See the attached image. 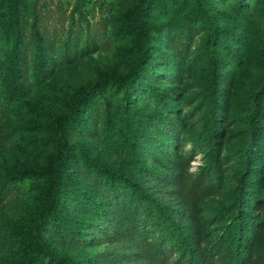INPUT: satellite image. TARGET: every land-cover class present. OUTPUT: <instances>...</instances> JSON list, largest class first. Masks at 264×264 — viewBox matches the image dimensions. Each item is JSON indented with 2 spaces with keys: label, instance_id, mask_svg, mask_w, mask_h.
I'll list each match as a JSON object with an SVG mask.
<instances>
[{
  "label": "rangeland",
  "instance_id": "obj_1",
  "mask_svg": "<svg viewBox=\"0 0 264 264\" xmlns=\"http://www.w3.org/2000/svg\"><path fill=\"white\" fill-rule=\"evenodd\" d=\"M138 1L0 0V177L14 169L27 172L0 201V264H19L24 245L16 223L39 208L38 172L55 150L44 139L51 117L67 112L75 89L105 72L121 78L136 59L134 33L124 20ZM143 18L150 28L148 48L130 97L147 123L133 160L116 136L105 139L102 133L104 115L121 95L110 84L88 100L69 141L142 186L188 227L200 247L218 242L213 264L229 259L230 249L219 239L228 210H236L253 232L243 264H264V0H151ZM34 30L49 67L41 78L34 70ZM16 72L20 94L12 90ZM251 110L259 115L260 136L243 159ZM79 170L90 191L98 186L92 172ZM241 174L246 186L237 198ZM97 200L114 206L102 196ZM87 217L93 232L87 241L43 232L54 256L73 264H142L121 242L94 233L98 221Z\"/></svg>",
  "mask_w": 264,
  "mask_h": 264
},
{
  "label": "trees",
  "instance_id": "obj_2",
  "mask_svg": "<svg viewBox=\"0 0 264 264\" xmlns=\"http://www.w3.org/2000/svg\"><path fill=\"white\" fill-rule=\"evenodd\" d=\"M150 3L151 0H139L125 14L124 24L134 33L139 50L125 75L117 78L108 72L100 74L68 95L67 112L51 117L44 139L50 138L55 144V150L48 165L38 172L43 178L39 208L31 217L16 223L23 234L24 245L19 264H73L65 257L54 256L42 234L49 230L59 240L87 241L93 234L85 224V219L90 215L98 221V225L93 228L94 233L100 238L121 242L141 256L142 264H213L211 254L218 242L200 247L188 227L172 215L165 205L156 202L142 186L130 182L119 170L100 166L95 158L69 141V132L76 126L88 100L110 84L120 90L121 95L112 111L104 115L102 133L105 139L116 136L133 160L136 140L147 123V115L134 105L130 95L148 48L150 28L143 17ZM208 28L212 33L215 31L212 23H208ZM33 47L35 76L41 78L49 67L41 37L36 30L33 32ZM17 51L15 46L13 52L16 54ZM13 63L16 62L13 60ZM11 80L13 93L20 94L24 89L22 77L16 72ZM259 130V115L256 110H251L249 141L241 151L243 159L257 144ZM211 153L214 156V149ZM80 168L92 172L99 181L92 191L81 180ZM214 168L218 172L216 164ZM145 170L162 175L151 169ZM26 177L24 169L4 173L0 177V201L11 187ZM244 177L241 174L236 180L237 198L245 191ZM98 196L113 201L114 206L107 208L105 202L97 200ZM252 234L251 224L245 216L236 210H228L219 239L230 249L226 264L244 263ZM171 253H175L174 258H171Z\"/></svg>",
  "mask_w": 264,
  "mask_h": 264
}]
</instances>
